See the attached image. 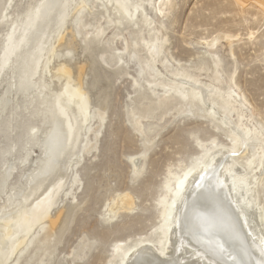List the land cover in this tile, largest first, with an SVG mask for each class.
<instances>
[{
  "label": "rangeland",
  "instance_id": "1",
  "mask_svg": "<svg viewBox=\"0 0 264 264\" xmlns=\"http://www.w3.org/2000/svg\"><path fill=\"white\" fill-rule=\"evenodd\" d=\"M37 1L0 0V59L11 23ZM172 2L163 15L155 14L143 3V9L123 15L121 25L112 3L86 0L83 6L75 4L76 10L67 18L62 34L53 41L46 56L48 71L42 74L48 88L45 91L59 93L62 87L67 90L70 83L77 85L76 79L80 78L89 98L88 114L94 116L99 110L104 111L103 122L99 123L96 117L89 120L87 116V122L82 124L79 152L71 160L68 182L51 211L56 223L44 222L43 232L35 227L31 236L38 238L28 248L24 244L8 264H41V260L45 264H121L118 258L111 260L116 242L127 247L147 238L158 239L164 206L183 170L201 158L203 152L213 153L214 148L233 145L228 128L206 112L210 102L206 107L194 101L195 105L189 107L175 100L165 101L149 113L148 108L157 104L156 95L162 92L151 93L137 76L141 75L139 68L143 63L133 62L128 55L134 39L136 48L141 50V60L147 57L143 56L141 38L157 35L165 40L163 54L154 66L156 82L175 85L186 80L179 73L187 70L201 85L213 84L225 95L230 91L229 101L234 109L231 120H240L249 129L256 128L264 137V9L254 0ZM144 16L152 18L150 28L143 26ZM135 31L138 33L134 34ZM212 41L222 61L219 81L214 80V66L208 58L207 43ZM162 59L169 64L168 69L160 63ZM202 63L207 69H196ZM232 72L234 83L228 78ZM133 77H138L139 84L134 83ZM69 80L72 82L66 84ZM9 82L10 72L0 73V96ZM238 95L247 101L244 107ZM10 99L0 113V170L2 157L10 154L25 157L28 163L15 162L6 193L24 184L41 158V148L35 144L40 131H34V138L28 137L31 124H37L30 117L37 104H29L13 94ZM16 107L17 117H9ZM77 108L73 106V111ZM80 114L84 117L86 113ZM38 128L44 129L41 124ZM131 159L141 172L137 178L133 176ZM22 172L26 173L24 178L20 176ZM254 175H259V168ZM260 180L258 197L264 204V172ZM124 195L132 199V209L113 213L117 199ZM4 201L5 195L0 205ZM43 237L48 244L38 251ZM155 246L160 248L157 243Z\"/></svg>",
  "mask_w": 264,
  "mask_h": 264
},
{
  "label": "bare ground",
  "instance_id": "2",
  "mask_svg": "<svg viewBox=\"0 0 264 264\" xmlns=\"http://www.w3.org/2000/svg\"><path fill=\"white\" fill-rule=\"evenodd\" d=\"M140 1L137 4L132 0H105L115 5L113 11L120 25L124 20L123 15L129 16L143 9V3H147L159 15H163L173 5L172 0ZM254 1L264 9V0ZM85 2L38 0L20 19L11 23L4 39L0 73L8 70L11 82L6 84L0 96V113L11 102L12 94L14 97L21 96L29 104H37V108L30 112V117L37 124H31L28 137L32 139L40 131L35 144L41 148V158L35 163L36 169L26 177L25 183L22 182L6 193L15 162L20 160L21 163H28V159L11 157V154L2 157L0 201L3 195L5 201L0 205V264H8L24 244L28 248L34 243L38 238L31 236L35 227L43 232L44 222L52 225L56 223V219L51 217V211L59 203L60 194L70 176L71 160L76 159L79 152L82 124L87 122V116L89 120L96 117L99 123L103 122L104 111L99 110L89 117V98L80 78L76 79L77 85L70 83L67 90L62 87L59 93H50L45 91L48 88L42 76L48 71L46 56L52 49L53 41L62 34L67 18L76 10V5L83 6ZM143 19V26L150 28L152 18L144 16ZM231 37L226 36V39ZM213 41L207 43L210 50L208 58L212 61L211 66H214V80L219 81L217 75L221 72L222 61L214 49ZM134 42L137 43L135 39ZM135 43L128 55L133 62L143 63L139 68L141 75L137 76L151 93L162 92L156 95L157 104L148 108L149 113L162 107L165 101L175 100L189 107L195 105L194 101L204 106L210 102L211 106H206V112L218 120L220 125L228 128L233 145L214 148L216 152L213 153L207 150L201 158L183 170L170 200L164 206L161 225L157 228L160 231L158 239L147 238L127 247H122V242H116L111 260L118 258L122 260L121 264H264V204L258 197L260 179L264 172V137L261 138L256 128L249 129L240 120L239 123L231 120V111L234 109L229 101L230 91L225 95L213 84L201 85L197 77L187 70L179 73L186 80L178 81L175 85L156 82L154 66L163 54L165 40L157 35L149 36L148 39L141 38L145 51L143 56L147 55L143 60L141 50L136 48ZM125 49L128 50V45ZM118 60L122 61L123 58L118 57ZM160 63L168 69L169 64L165 60L162 59ZM202 65L196 69H207ZM83 67L79 68V74ZM124 72L129 74L128 71ZM234 73H229L228 77L232 83ZM138 77H133L136 85L139 84ZM69 82L72 81L66 84ZM70 87L75 89L71 90ZM238 98L244 107L247 101L242 95H238ZM73 106L79 107L76 112ZM17 109L14 108L9 117H17ZM80 113L86 114L82 117ZM40 124L44 127L42 131L38 128ZM87 130L89 132L90 128ZM34 131H37L36 135ZM145 144L143 140L144 147ZM259 150L260 153H257ZM132 166L133 176L139 177L141 172L136 163L132 162ZM258 168L259 175H254ZM23 174L26 173L22 172L20 176L24 178ZM252 195L253 199L249 200ZM132 206V199L124 195L117 199L112 212L132 209ZM60 213L59 210L57 218ZM47 242L46 237L41 238L38 251L46 248ZM40 262L45 264L42 260Z\"/></svg>",
  "mask_w": 264,
  "mask_h": 264
}]
</instances>
